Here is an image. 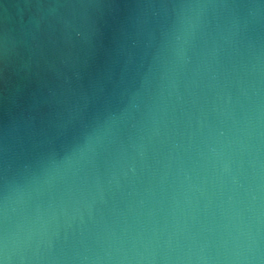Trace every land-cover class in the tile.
<instances>
[{"label": "water", "instance_id": "water-1", "mask_svg": "<svg viewBox=\"0 0 264 264\" xmlns=\"http://www.w3.org/2000/svg\"><path fill=\"white\" fill-rule=\"evenodd\" d=\"M252 86L264 0H0V221L47 226L40 264H107L97 237Z\"/></svg>", "mask_w": 264, "mask_h": 264}, {"label": "clouds", "instance_id": "clouds-1", "mask_svg": "<svg viewBox=\"0 0 264 264\" xmlns=\"http://www.w3.org/2000/svg\"><path fill=\"white\" fill-rule=\"evenodd\" d=\"M90 147L88 143L81 149ZM107 264H264V96L252 86L204 126L162 199L97 237ZM47 226L0 221V264H40Z\"/></svg>", "mask_w": 264, "mask_h": 264}]
</instances>
